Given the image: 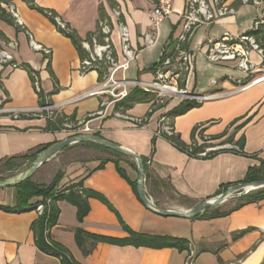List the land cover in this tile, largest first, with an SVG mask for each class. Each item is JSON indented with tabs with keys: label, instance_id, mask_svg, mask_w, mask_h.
<instances>
[{
	"label": "crops",
	"instance_id": "crops-1",
	"mask_svg": "<svg viewBox=\"0 0 264 264\" xmlns=\"http://www.w3.org/2000/svg\"><path fill=\"white\" fill-rule=\"evenodd\" d=\"M33 1L35 6L52 11L82 42L96 32L100 20L110 18L111 8L119 7L135 52L125 78L143 82L154 80L153 67L158 68L164 51L173 50L181 32L186 5V0H172L171 14L157 28L156 43L143 48V36L150 27L149 14L158 0H107L106 5H101L99 0ZM228 3L235 9L234 16L197 28L182 47L194 55V68L180 81L181 89L190 95L211 97L186 114L173 117V126L185 145L196 137L200 127L212 143L234 144L242 154L224 151L206 158L189 157L165 138L155 136L161 115L170 114L180 103H168L148 115L153 98L149 94L139 103L132 104L124 99L109 107L105 115H96L101 110V102L109 100L108 96L83 95L103 82L106 67L101 64L98 69L82 74L81 61L71 41L60 34L44 15L29 9L21 0H13L12 6L22 25L19 26L7 12L12 24L0 21V48L9 41L14 42L16 49L13 57L20 67L0 68V104L4 109L19 110L34 109L43 102V105L58 108L59 115L54 120H15L8 115H0V162L71 137L73 133L63 129L66 121L73 125L86 122L89 134L150 161L151 175L165 182L168 188L145 185L146 194L152 200L151 191L163 192L170 199L186 202L179 205L178 210H188L216 197L219 191L240 184L248 169L258 167L264 161V81L244 92H234L233 84L224 79L237 78L228 74L227 70L240 76L235 65L223 63L216 65L223 68L222 71L212 69L207 65L204 49L198 51L207 40H218L224 34L241 35L251 31L259 11L253 6L241 5L239 0H228ZM29 35L34 42L51 51L48 62L41 53L30 48ZM111 40L116 60L121 62L123 58L115 29ZM252 58L258 62L255 55ZM23 66H27L32 74ZM120 77L117 74V78ZM213 77L220 79L216 86L209 88ZM114 111L128 117L147 116L148 123L144 127H136L123 117L113 115ZM49 122L56 130L47 129ZM76 147L94 149L75 144L48 162H60V154ZM103 157L105 154L100 153L87 160H62L57 167L62 173L57 191L81 183L82 190L105 200L103 203L98 198H89V212L81 222L77 220L75 207L67 202L56 204L59 210L57 223L46 232L51 241L66 249L75 263L185 264L192 250L196 254L194 264H264V199L245 205L227 216L209 220L160 216L148 210L135 195L133 183L137 179V170L130 165L135 162L126 159L119 163L124 173L122 177L111 161L97 169ZM13 196V189L0 191V206L11 207ZM36 201L39 199L32 202ZM153 203L158 205L155 201ZM224 204L217 208L224 211ZM38 217L35 210L16 213L0 209V264H61L58 258L41 252L34 243L31 225ZM78 229L115 240H127L130 233L170 237L183 240L184 248L152 249L97 242L90 254L84 256L75 241ZM91 243L88 240L86 247L89 248Z\"/></svg>",
	"mask_w": 264,
	"mask_h": 264
},
{
	"label": "built area",
	"instance_id": "built-area-1",
	"mask_svg": "<svg viewBox=\"0 0 264 264\" xmlns=\"http://www.w3.org/2000/svg\"><path fill=\"white\" fill-rule=\"evenodd\" d=\"M101 5H106L107 0H99ZM241 5H250L259 11V16L254 21L251 31L241 35L224 34L218 40H207L203 42L198 51L204 49V56L211 64L233 63L236 71L242 75V78L227 77L225 80L230 81L234 86V92H244L256 84L264 81L262 67L264 65V38L258 39L256 33L264 29V0H239ZM0 7L10 13L19 26L22 25L17 13L12 5H5L0 0ZM172 11V0H158L154 9L150 11L149 31L144 34L142 47L153 46L157 41V28ZM110 18L102 19L98 22L96 32L91 36L89 41L82 42L81 46L86 53L85 60L81 63L80 72L85 74L91 70H96L103 64L107 73L102 83L95 89L83 95L88 96H108V101L101 102V110L96 115L103 116L112 105L119 103L127 98L131 89H140L141 91L151 94L154 102L164 104L166 97H172L173 94L188 95L189 102L201 104L211 96L201 95L194 96L187 94L186 91L178 88V82L193 72L194 55L183 50V45L192 37L194 31L202 26H209L219 22L226 17L234 16L235 9L228 3V0H186L185 12L182 16V26L180 35L176 39V44L172 51H164L161 55V62L154 71V80L143 82L128 80L125 73L129 68L130 62L135 57V52L130 45L129 31L122 21V13L119 7L110 9ZM51 15V14H49ZM58 27L69 31L64 23L57 17H54ZM117 31L120 54L122 61L116 60V50L112 45L111 35L113 30ZM30 48L41 53L48 62L51 51L42 45L34 42L29 35ZM16 44L12 41L7 42L0 48V68L10 67L17 69L20 67L13 57V51ZM252 55L258 58L256 62ZM117 74L121 77L118 79ZM218 80H211L210 85L216 86ZM152 106L148 110V115L153 113ZM0 115H8L13 119L20 118H40L54 120L59 115L58 108L52 105H43L34 109H4L0 104ZM113 115L123 117L136 127H144L148 123V117H128L120 111H114ZM64 130L72 132L73 135L89 134L88 123L81 122L75 125L66 121L63 124ZM155 136L170 139L176 136L173 117L169 114H163L157 122ZM232 152L240 154L241 149L231 143H212L211 139L204 135L201 128H197L196 137L187 145L185 154L189 157L206 158L219 152ZM150 165V161H147ZM38 215H42L44 205L38 204L35 207ZM47 233V232H46ZM195 252L190 250L185 264H194Z\"/></svg>",
	"mask_w": 264,
	"mask_h": 264
},
{
	"label": "trees",
	"instance_id": "trees-1",
	"mask_svg": "<svg viewBox=\"0 0 264 264\" xmlns=\"http://www.w3.org/2000/svg\"><path fill=\"white\" fill-rule=\"evenodd\" d=\"M10 1H13V0H10ZM21 1L25 3L29 9L35 10L38 13L44 15L56 27L57 31L60 34H62L64 37L68 38L71 41V43L73 44V46L75 47L79 55L81 63L85 60L86 53L81 46L82 41L79 40L78 37H76V35L73 32L65 31L61 29L60 27H58L57 23L54 20V17H56V15L52 11L41 9L35 6L33 0H21ZM0 21L6 24H9V25L12 24V21L9 18V15H7V12L1 7H0ZM255 35L258 39H263L264 29H262L261 31H259V33H256ZM90 39H91V35L87 37V41H89ZM23 67L27 68L29 73L32 74V71L27 66H23ZM153 70H156V66L153 67ZM146 95L148 94L141 91L140 89L135 88L128 94L126 99H128L129 102L134 104V103H139L141 101H144ZM38 96L42 100L41 93H39ZM41 106H43V102H41ZM198 106L199 104L195 102H184V103H181L178 107H176L169 115L172 117H179V116L186 114L188 111ZM47 129L56 130V127H54L52 123L49 122ZM167 140L173 146L178 148L180 151L185 152L187 145L183 144L177 135ZM78 145L79 146H91L95 150H98L102 153L107 154L110 158L104 161H101L97 169H101L106 162L111 161L115 164L117 172L122 177H124L123 171L119 168V163L129 158L122 156L118 153L109 151L103 147H100L94 144L82 143ZM49 146L51 145L36 148L22 156L11 157L3 162H0V167H4L7 170L16 169L20 166V164H23L26 161H30V162L34 161L37 155L43 150H45L46 148H48ZM68 149L69 148H66L64 149V151ZM153 150H154V139L152 140V153H153ZM141 158H142L143 166H144V179H145L144 185L150 186L152 188L162 187L167 190L168 188L165 182L159 179H156L153 175H151L149 171V167L147 165L148 159L144 157H141ZM130 165L136 170L135 163L133 164L131 163ZM263 169H264V161L261 162V164L258 167H253V168L248 169L244 180L240 184H247V183L264 180V175L262 174ZM61 178H62V173L61 171H59L55 174L52 181L48 185L38 184L32 181L31 178H29L15 185L14 187H10V189H13L14 191L13 205L11 207L0 206V209L6 212H16L17 213V212H25L28 210H35V207L38 204L44 205V211L42 215H40L38 219L35 220L31 225V231L33 232V235H34L35 245L41 252L49 256L58 258L61 264H77L71 258V256L66 251V249L62 247L61 245H59L58 243L51 241L49 233H46L48 229H50L57 223L59 210L56 204L58 202H67L68 204L75 207L77 211V220L81 222L83 218H85V216H87L89 212V206H88L89 198L91 197L98 198L103 203H105V200L98 195L82 190L81 183L71 185L67 187L65 190L57 191V187H58V184ZM133 190L135 192V195L139 199L137 190H136V182L133 183ZM222 191H219L218 195L221 194ZM34 199H39V201L32 202ZM262 199H264V189L251 192L245 196L240 197L237 200L236 204L228 210L220 211L218 208L207 209L202 214L196 216L193 219L209 220V219L224 217L245 205L258 202ZM88 240L92 242L89 248L86 247V243ZM75 241L84 256H87L90 254V252L92 251L93 245L97 242H104V243L117 245V246L133 245L136 247H147V248H152V249H162V248H169V247H177L180 249L184 248L183 240L173 239L170 237L142 236V235H136V234L130 233V236L127 240H115V239H108V238H102V237H98L95 235H91L80 229L75 231Z\"/></svg>",
	"mask_w": 264,
	"mask_h": 264
},
{
	"label": "water",
	"instance_id": "water-1",
	"mask_svg": "<svg viewBox=\"0 0 264 264\" xmlns=\"http://www.w3.org/2000/svg\"><path fill=\"white\" fill-rule=\"evenodd\" d=\"M82 143L94 144L133 160L136 164L137 170L136 190L138 197L148 210L160 216L175 217L181 219H193L196 216L202 214L207 209L217 208L231 199L237 197L239 198L251 192L264 189V180L247 184H237L227 188L223 193L217 195L216 197L205 200L188 210L162 209L157 207L146 194L144 185V166L142 158L140 156L135 155L130 151L116 144L108 142L96 135L82 134L77 136H71L63 141L57 142L49 146L48 148L40 152L32 163L31 167L28 168L26 171L18 174L13 178L0 181V190L4 188L14 187L15 185L31 178L40 166H42L45 162L50 161L56 154L72 145Z\"/></svg>",
	"mask_w": 264,
	"mask_h": 264
},
{
	"label": "rangeland",
	"instance_id": "rangeland-1",
	"mask_svg": "<svg viewBox=\"0 0 264 264\" xmlns=\"http://www.w3.org/2000/svg\"><path fill=\"white\" fill-rule=\"evenodd\" d=\"M2 2L5 5H7V6L12 5V1H10V0H2ZM207 63H208L207 65H209V67H211L212 69H219L220 71L223 70V68H219L215 64H211L208 61H207ZM227 71H228L227 72L228 74H232V75L236 76L237 78H240V76L243 77L242 75L239 76L237 73L235 75V72H232V71H229V70H227ZM227 76H229V75H227ZM219 79H220V77H213V80H219ZM177 84H178V88L180 89L181 88V83L178 82ZM210 86L211 85L209 84V88H210ZM149 95H151V94H149ZM163 99H164V104L157 105L154 102V100H155L154 97L152 98L151 106H152L153 111L158 110L160 108H163L168 103L170 104L171 102H177V103L181 104V103L190 101V100H188L189 99L188 95H180L179 96L177 94H173L171 98L170 97H166V98H163ZM78 135H82V134H78ZM72 136H74V135H72ZM75 136H77V135H75ZM97 151L98 150L89 149V148L86 149L84 147H76L73 150H71L70 152H64V153L59 155V156H61L60 162H53V161L45 162L32 175L31 180L36 182V183H38V184L48 185V184H50V182L52 181L53 177L55 176L54 173L56 171L57 172L60 171V170H57V167L60 166V164L62 163V160H77V159H84V160L86 159L87 160V159H92V158L96 157V155H100V153H102L100 151H99V153H97ZM104 154L105 153H103V155ZM109 158L110 157L107 154H105V157L102 158V161H104L106 159H109ZM33 162L34 161H32V162L26 161L23 164H20V166L18 168L12 169V170H7L4 167H0V181H4V180L10 179V178H13V177L17 176L18 174L26 171L28 168L31 167ZM6 189H9V188H4V189H1L0 191H4ZM225 190L226 189H223V191L221 193H223ZM149 194H151V196L153 198V200L152 199L151 200L153 202L154 201L157 202V204H158L157 207L162 208V209L173 208V209H170V210H178L179 205L186 204V202L184 203V201H181V200H178V199L177 200L174 199V198L170 199L168 197V195H166V193H163V192L156 193L154 191H151ZM239 198L237 197V198H234V199H231V200L227 201L224 204V207H225L224 209L228 210V209L232 208L236 204V202H237V200Z\"/></svg>",
	"mask_w": 264,
	"mask_h": 264
}]
</instances>
